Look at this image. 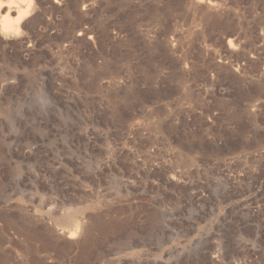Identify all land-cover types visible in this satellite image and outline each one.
Returning a JSON list of instances; mask_svg holds the SVG:
<instances>
[{
	"label": "rangeland",
	"instance_id": "374dc122",
	"mask_svg": "<svg viewBox=\"0 0 264 264\" xmlns=\"http://www.w3.org/2000/svg\"><path fill=\"white\" fill-rule=\"evenodd\" d=\"M1 2L0 264H264V0Z\"/></svg>",
	"mask_w": 264,
	"mask_h": 264
},
{
	"label": "bare ground",
	"instance_id": "6f19581e",
	"mask_svg": "<svg viewBox=\"0 0 264 264\" xmlns=\"http://www.w3.org/2000/svg\"><path fill=\"white\" fill-rule=\"evenodd\" d=\"M13 0H8V2H12ZM23 1V0H22ZM15 2V1H14ZM1 0H0V10H1V8H2V5H1ZM10 4V3H9ZM28 6V5H27ZM9 10V9H8ZM7 13V12H6ZM2 21V27L4 28V29H7L11 24H10V22H9V20H8V18L7 17H4V18H2L1 19ZM10 24V25H9ZM2 28V29H3Z\"/></svg>",
	"mask_w": 264,
	"mask_h": 264
},
{
	"label": "built area",
	"instance_id": "2783aa9c",
	"mask_svg": "<svg viewBox=\"0 0 264 264\" xmlns=\"http://www.w3.org/2000/svg\"><path fill=\"white\" fill-rule=\"evenodd\" d=\"M143 119H144L143 116H139V118H138V122L142 121ZM129 128H130V124L128 123V130H129ZM143 133H144V131H143ZM233 157H234V155L230 156L229 159L232 160Z\"/></svg>",
	"mask_w": 264,
	"mask_h": 264
}]
</instances>
